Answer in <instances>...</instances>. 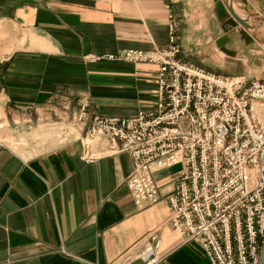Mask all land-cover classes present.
<instances>
[{"label":"crops","instance_id":"0c3cea01","mask_svg":"<svg viewBox=\"0 0 264 264\" xmlns=\"http://www.w3.org/2000/svg\"><path fill=\"white\" fill-rule=\"evenodd\" d=\"M216 1L0 0V264H127L152 233L159 264H209L166 223L178 170L155 173L159 201L137 207L125 184L129 153L110 152L103 137L84 162L76 115L82 100L89 121L153 108L154 65L84 56L163 49L170 12L181 61L264 81V0H227L252 40L225 24Z\"/></svg>","mask_w":264,"mask_h":264},{"label":"built area","instance_id":"2783aa9c","mask_svg":"<svg viewBox=\"0 0 264 264\" xmlns=\"http://www.w3.org/2000/svg\"><path fill=\"white\" fill-rule=\"evenodd\" d=\"M179 19L167 17V44L155 51L126 50L84 56L89 62L146 63L156 67L155 103L130 117L94 115L82 100V160H95L94 143L127 151L126 187L139 208L157 203L155 173L179 167L165 196L167 225L183 242L197 241L209 264H258L264 240V81L217 75L179 59ZM87 121H89L87 123ZM155 233L127 264H159Z\"/></svg>","mask_w":264,"mask_h":264},{"label":"water","instance_id":"95a60500","mask_svg":"<svg viewBox=\"0 0 264 264\" xmlns=\"http://www.w3.org/2000/svg\"><path fill=\"white\" fill-rule=\"evenodd\" d=\"M215 6L216 13L219 17L224 16L228 18L225 24L229 25L233 29H236L238 26H240L241 29L238 31L239 35L246 40H252L249 33L247 32L251 28V26L248 24V21L245 18H241L233 10L232 6L228 4L227 0H217ZM258 264H264V240L260 249Z\"/></svg>","mask_w":264,"mask_h":264},{"label":"rangeland","instance_id":"374dc122","mask_svg":"<svg viewBox=\"0 0 264 264\" xmlns=\"http://www.w3.org/2000/svg\"><path fill=\"white\" fill-rule=\"evenodd\" d=\"M181 48V47H180ZM180 55V54H179ZM179 57V56H178ZM257 116H258V118H259V121L262 123V124H264V106H258L257 107ZM0 142H1V139H0ZM179 169V167L177 166V167H174L173 168V170L174 171H176V170H178ZM173 180H174V176L172 177V182H171V184L173 183ZM158 184V183H157ZM159 186V185H158ZM159 188H160V186H159ZM262 246V245H261Z\"/></svg>","mask_w":264,"mask_h":264}]
</instances>
